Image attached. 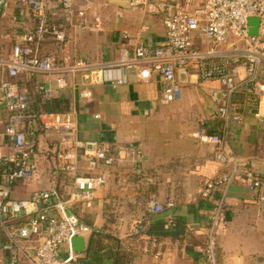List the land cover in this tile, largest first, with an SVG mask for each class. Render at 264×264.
I'll list each match as a JSON object with an SVG mask.
<instances>
[{"label":"crops","instance_id":"crops-1","mask_svg":"<svg viewBox=\"0 0 264 264\" xmlns=\"http://www.w3.org/2000/svg\"><path fill=\"white\" fill-rule=\"evenodd\" d=\"M175 2L187 10L196 3ZM89 8L90 18L100 17L98 29H67L62 47L46 39L43 52L58 59H80L102 65L118 59L123 52L130 54L132 46L138 43L157 46L165 40L162 20L166 10L156 11L153 7L133 10L125 2L114 0H91ZM45 14L52 22L59 21L62 18L59 1L47 0ZM35 24L27 7L18 0H6L0 16V55L10 51L18 33ZM115 77L122 79L121 83L112 78L89 86V101L82 100L76 90L56 94L55 98L70 102L68 112L74 115L76 130L38 131L40 177L28 185L18 184L12 196L27 199L34 191L56 189L48 170L47 153L56 152L63 139L137 146L143 157L136 169L129 163V168L108 170L105 186L94 192L90 202L77 205L76 212L90 231L83 236L85 250L78 254L76 264L81 260L94 264L96 256L86 255L87 241L94 229L100 232L106 245L101 255L110 245L111 249L120 245L129 253L130 264H205L203 246L220 192L202 199L199 191L207 181L229 172L230 167L216 163L212 145L200 144L192 134L198 131L201 120L205 121L207 132L217 134L224 151L237 158L239 170H250L264 181V101L260 96L235 94L231 98L232 109L242 117L237 124L216 116L211 93L220 85L214 81L201 83L192 71L179 75L181 96L168 105L159 101L158 75L139 80L136 70L129 69L125 74L115 72ZM76 78L83 80L81 76ZM53 80L54 77L35 74L30 78L21 76L19 84L30 94L28 82L34 91L37 83ZM254 113L259 119L254 118ZM152 199L163 206L162 212L148 211ZM224 200L225 221L218 225L215 235L218 264H264V205L256 201L255 193L248 191L242 175L232 180ZM168 203L172 206H167ZM139 224L141 235H132ZM5 240L0 230V243ZM64 249L61 248L63 255ZM112 263L104 257L100 262ZM20 264L28 263L22 260Z\"/></svg>","mask_w":264,"mask_h":264},{"label":"built area","instance_id":"built-area-1","mask_svg":"<svg viewBox=\"0 0 264 264\" xmlns=\"http://www.w3.org/2000/svg\"><path fill=\"white\" fill-rule=\"evenodd\" d=\"M58 1L63 23L54 24L45 14L47 0H18L29 9L36 24L18 33L10 51L0 55V230L6 237L0 243L1 264H20L22 260L28 264H76L79 256L72 251L71 240L90 231L76 215L77 205L90 202L94 192L105 186L108 170L129 168V163L136 169L143 157L134 145L63 139L56 146L55 155L57 168L70 180L66 197L51 188L34 191L27 199L13 198L18 184L28 185L40 177L38 131L76 130L72 113H37L29 92L20 87L21 76L54 77L53 83L34 85V92L43 102L68 89L76 90L82 100L89 101V86L112 78L119 84L122 79H117L115 72L125 74L135 69L139 80H147L153 74L159 76V101L168 105L181 96L177 74L183 69L194 72L201 83L214 81L220 85L211 93L216 116L237 124L242 117L232 109L231 98L235 94L260 96L264 101V0H195L190 10L179 7L175 0H128L129 9L145 11L153 7L167 11L162 20L165 40L157 46L138 43L130 54L123 52L118 59L102 65L39 54L46 39L62 47L67 29L96 30L100 26V17L90 18L91 0ZM5 7L6 0H0V16ZM250 18L258 20L255 35L249 33ZM77 76L83 80H77ZM253 116L259 119L257 113ZM205 125L201 120L192 136L200 144L212 145L216 163L230 167L229 172L207 181L199 191L202 199L220 192L203 246L204 263L218 264L215 235L218 225L225 221L224 197L229 185L242 175L248 191L255 193L256 201L264 205V181L250 170L240 171L237 158L224 151L220 137L208 133ZM148 211L159 213L163 206L152 199ZM141 233L140 224L132 230V235Z\"/></svg>","mask_w":264,"mask_h":264},{"label":"trees","instance_id":"trees-1","mask_svg":"<svg viewBox=\"0 0 264 264\" xmlns=\"http://www.w3.org/2000/svg\"><path fill=\"white\" fill-rule=\"evenodd\" d=\"M48 20L54 24L55 23H63L62 18H60L59 21H53V22L49 18H48ZM42 43L39 47V54H41V55L49 54L46 51H45V53L43 52V47H44L45 43H43V44ZM49 43L54 44L55 41L50 40ZM27 81H29V80H27ZM28 86H29L30 95L32 97L34 110L37 113L38 112H44V111L53 112V113H61V112H68L69 111L70 102L67 99L57 97V98H53L52 100H50L48 102H43L40 100V97L38 96V94H36L33 91V87H32L33 85L28 82ZM47 155H48L47 156V158H48V170H49V173L51 175V178L55 182V188H56L58 194L62 198H65L66 197L65 189L67 186L70 185V180L66 174H64L63 172H61L57 168L55 152L50 150V151H48ZM75 213L78 216L79 220L82 221V219H80L76 210H75ZM111 244H113V242ZM105 246L106 245H103L102 236H101L100 232H98L97 230L94 229L88 238L87 247H86V255L91 254V255L96 256L95 261L93 262L94 264H100L103 257L108 259V260H111L113 262L112 264H130L129 263V260H130L129 253L127 251H124L120 247V245H117V247L113 245L112 249H111V245H110V247L108 246L109 250L107 251V248H106V252L103 255H101L100 252L105 249Z\"/></svg>","mask_w":264,"mask_h":264},{"label":"water","instance_id":"water-1","mask_svg":"<svg viewBox=\"0 0 264 264\" xmlns=\"http://www.w3.org/2000/svg\"><path fill=\"white\" fill-rule=\"evenodd\" d=\"M114 1L118 2V3L125 2L126 6H127V1L128 0H114ZM257 23H258L257 18H250L248 20V24L251 26V29L249 31V33L251 35H255L256 34ZM186 74H187V72L185 70H183V69L178 71L177 76H178L179 83H180L179 75H186ZM86 80H87V77H85V81ZM71 247H72V251L74 253H77V254L82 253L85 250V240H84V238L83 237H74V238H72ZM79 263L80 264H88L87 261H83V260L79 261Z\"/></svg>","mask_w":264,"mask_h":264},{"label":"rangeland","instance_id":"rangeland-1","mask_svg":"<svg viewBox=\"0 0 264 264\" xmlns=\"http://www.w3.org/2000/svg\"><path fill=\"white\" fill-rule=\"evenodd\" d=\"M55 48H56V46H55ZM120 55V54H119Z\"/></svg>","mask_w":264,"mask_h":264}]
</instances>
